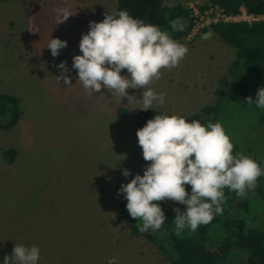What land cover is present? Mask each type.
Segmentation results:
<instances>
[{
  "label": "rangeland",
  "instance_id": "rangeland-1",
  "mask_svg": "<svg viewBox=\"0 0 264 264\" xmlns=\"http://www.w3.org/2000/svg\"><path fill=\"white\" fill-rule=\"evenodd\" d=\"M192 1L164 0V5ZM116 5L117 0L0 1V91L17 97L22 110L14 129L0 130V264L6 254L11 257L14 244L38 246L39 264H171L152 243L131 237L130 229L117 223V202L124 199L117 190L150 163L142 158L133 124L142 90L126 89L132 96L120 102L103 88L104 95L89 93L72 68L89 21L116 14ZM58 7L72 15L56 25ZM49 38L67 41L56 57L46 47ZM180 43L188 52L179 66L161 69L160 79L146 87L165 93V103H154V110L191 121L215 102L235 51L211 32ZM61 61L71 86L55 78ZM233 103H225L218 121L231 142L251 149L264 166V109ZM121 106L130 111L126 120L117 115ZM11 148L17 151L12 164L2 156ZM123 169L130 171L127 178ZM190 187L185 185L186 192ZM252 192L246 189L244 196ZM250 198V218L264 228V199ZM161 202L169 210L178 204ZM220 233L213 236L229 234L222 228Z\"/></svg>",
  "mask_w": 264,
  "mask_h": 264
},
{
  "label": "clouds",
  "instance_id": "clouds-1",
  "mask_svg": "<svg viewBox=\"0 0 264 264\" xmlns=\"http://www.w3.org/2000/svg\"><path fill=\"white\" fill-rule=\"evenodd\" d=\"M56 25L68 19L71 12L66 7L53 10ZM174 31L182 30L178 21H170ZM67 46V41L49 38L47 48L52 57ZM80 53L72 57V68L77 70L79 80L89 93L106 89L111 97L130 96L126 89H141L140 110L152 109L153 104L163 105L165 93L146 87L160 79L161 69H173L185 57L186 45L173 39L166 30L153 23L134 18L126 10L105 14L100 22L89 21V30L81 35ZM56 67L55 76L71 86V77L66 75V62ZM126 69L127 74L121 75ZM245 101L264 109V87L256 91L255 99ZM137 143L142 149V158L149 161L143 174H135L127 183H121L117 195L123 193L126 210L130 217L142 223L138 231L158 230L164 224L165 215L159 201L167 198L185 205L183 211L174 209L177 231L187 226L195 230L219 214L224 200V188L244 196L246 189L255 187L256 180L264 175L256 160L243 153H233V144L223 125L209 121L206 125L197 119L176 114L158 113L136 130ZM122 175H130L128 169ZM185 185H190V193ZM38 246L14 244L11 257L7 254L3 264H39Z\"/></svg>",
  "mask_w": 264,
  "mask_h": 264
},
{
  "label": "trees",
  "instance_id": "trees-1",
  "mask_svg": "<svg viewBox=\"0 0 264 264\" xmlns=\"http://www.w3.org/2000/svg\"><path fill=\"white\" fill-rule=\"evenodd\" d=\"M9 1V0H0ZM213 5L222 8L226 15L237 16L243 7L250 15L264 17V0H209ZM207 8V4L201 7ZM126 10L129 15L145 22L158 25L166 30L177 41H186L194 26L190 11L182 4L165 6L164 0H117L116 12ZM176 20L183 25L182 30L174 31L170 21ZM204 33L211 32L223 44L234 49V59L230 63L227 74L219 80L215 91L216 100L213 104L204 106L193 115L201 124L219 120L224 111L225 103H248L246 97L255 99L256 91L264 87V19L252 23L244 21L218 22L204 28ZM225 102V103H224ZM159 112L152 109L138 110L133 118L135 129L144 126L148 119ZM121 120H126L130 111L121 106L117 110ZM22 118L20 101L17 97L0 91V130L14 129ZM264 117L261 121L263 122ZM232 152L243 153L256 160L264 169L263 160L252 155V150H242L238 143L232 142ZM5 161L14 163L17 151L13 148L2 153ZM252 196H237L234 190L224 188L222 211L213 214V218L206 224H200L195 230L185 226L177 231L173 221L176 213L174 209H166L161 201L158 203L165 215L164 224L156 230L140 232L142 221L132 218L126 210V200L117 202L119 211L117 223L130 229L131 237H144L152 243L171 264H264V228L254 219L250 197L264 199V175L257 178ZM252 200V199H251ZM181 211L185 205L178 203ZM175 208V209H176ZM244 212L246 216H242ZM219 235L220 229L229 232L226 239L213 236ZM220 236V235H219Z\"/></svg>",
  "mask_w": 264,
  "mask_h": 264
},
{
  "label": "built area",
  "instance_id": "built-area-1",
  "mask_svg": "<svg viewBox=\"0 0 264 264\" xmlns=\"http://www.w3.org/2000/svg\"><path fill=\"white\" fill-rule=\"evenodd\" d=\"M207 4V8L202 10L201 7ZM188 11H190V17L194 21V26L186 41L190 42L194 40L200 33H202L204 28L209 27L213 23L218 22H232V21H244L252 23L254 21L263 20V16L250 15L242 7L241 13L237 16H228L225 14L224 10L217 5H213L209 0H205L200 3L198 0L189 2L185 6Z\"/></svg>",
  "mask_w": 264,
  "mask_h": 264
}]
</instances>
